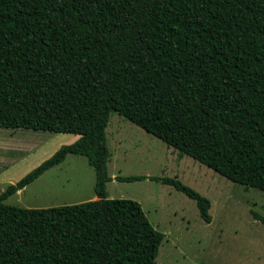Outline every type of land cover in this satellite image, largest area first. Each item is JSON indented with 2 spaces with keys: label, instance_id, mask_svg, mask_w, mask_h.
I'll return each mask as SVG.
<instances>
[{
  "label": "trees",
  "instance_id": "trees-1",
  "mask_svg": "<svg viewBox=\"0 0 264 264\" xmlns=\"http://www.w3.org/2000/svg\"><path fill=\"white\" fill-rule=\"evenodd\" d=\"M113 113L264 191V0H0V128L79 136L0 193V264H155L165 235L137 201L108 198ZM69 155L94 169L98 200L5 202ZM115 179L172 186L212 221L178 179Z\"/></svg>",
  "mask_w": 264,
  "mask_h": 264
},
{
  "label": "rangeland",
  "instance_id": "rangeland-1",
  "mask_svg": "<svg viewBox=\"0 0 264 264\" xmlns=\"http://www.w3.org/2000/svg\"><path fill=\"white\" fill-rule=\"evenodd\" d=\"M57 135L0 128V173L16 171L15 164L28 168L39 160V147ZM107 138L108 171L113 178L108 198L137 201L153 227L165 235L155 264H264V224L253 216L264 217V191L234 183L182 156L118 113L111 115ZM117 176L178 179L211 201L212 221L205 222L196 202L172 186L150 179L119 182ZM95 182L87 159L69 155L5 202L25 208L79 204L92 200Z\"/></svg>",
  "mask_w": 264,
  "mask_h": 264
},
{
  "label": "crops",
  "instance_id": "crops-1",
  "mask_svg": "<svg viewBox=\"0 0 264 264\" xmlns=\"http://www.w3.org/2000/svg\"><path fill=\"white\" fill-rule=\"evenodd\" d=\"M78 138H79V136L75 135V134H64V133H62V134H58L54 138L48 139L47 142L44 143L43 145H41L38 149L37 153H39L40 155L38 157L39 160H37V162H35L31 166H27L28 168H26L25 166L19 167V165L15 164L12 169H15L16 171H12L10 169L8 171H3L2 173H0V187L3 184L9 186L10 184L17 183L26 174H28L30 171H32L37 166H39L42 162H44L45 160L50 158L61 146L67 145V144H72ZM43 154H45V155L43 156ZM19 171H20V173H17ZM7 187H1L0 193L5 191ZM23 190L19 191L17 194L22 193ZM92 200H98V197L96 196V194H94Z\"/></svg>",
  "mask_w": 264,
  "mask_h": 264
}]
</instances>
